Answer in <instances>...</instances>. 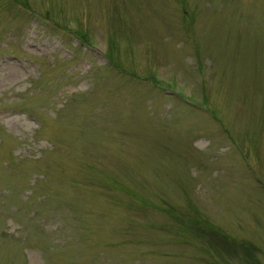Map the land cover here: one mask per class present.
<instances>
[{"label":"rangeland","instance_id":"1","mask_svg":"<svg viewBox=\"0 0 264 264\" xmlns=\"http://www.w3.org/2000/svg\"><path fill=\"white\" fill-rule=\"evenodd\" d=\"M0 264H264V0H0Z\"/></svg>","mask_w":264,"mask_h":264}]
</instances>
